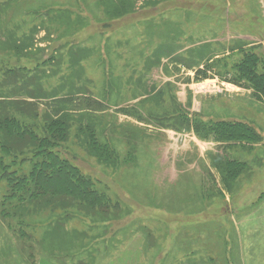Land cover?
I'll return each instance as SVG.
<instances>
[{
    "label": "rangeland",
    "instance_id": "1",
    "mask_svg": "<svg viewBox=\"0 0 264 264\" xmlns=\"http://www.w3.org/2000/svg\"><path fill=\"white\" fill-rule=\"evenodd\" d=\"M263 70L264 0H0V119L61 131L100 196L20 201L0 128V264H264Z\"/></svg>",
    "mask_w": 264,
    "mask_h": 264
},
{
    "label": "trees",
    "instance_id": "2",
    "mask_svg": "<svg viewBox=\"0 0 264 264\" xmlns=\"http://www.w3.org/2000/svg\"><path fill=\"white\" fill-rule=\"evenodd\" d=\"M258 80H264V70L261 75L258 77ZM261 93L264 95V82L261 86H258ZM186 117L189 114H185ZM46 135L39 136L31 126L22 123L21 120L15 117L6 116L0 119V128L2 132L12 139L18 138H27L32 142V155L33 159L29 160L30 167L26 175H24L21 170L17 167L8 172L10 177L15 180V183L12 184L13 187H17L20 190H23L19 194L20 201L26 199L31 200L32 197H35L37 193L40 192V189L45 187H52L54 193L71 195L77 198L80 201L89 202L100 201V196L92 191L93 183L86 178L80 171V169L71 164L67 159L62 158L58 151H52L51 146L49 145L53 139H55V134L61 133V131H56L52 136L49 132L51 127L50 124L46 126ZM213 130L212 134H226L228 138H244L246 140H251L255 137L253 131L244 125L241 122H234L233 124L229 121H217L209 126ZM62 136V135H61ZM54 147V146H53ZM1 150L4 151L6 155L12 156L13 159L19 158L22 155V151H12L11 148H7V145L1 143ZM21 161L25 160L24 158L20 159ZM14 161V160H13ZM226 163L231 165L233 162L227 160ZM12 164H18L16 161ZM9 165L0 166V173H3V177L6 178V168L10 167ZM21 197V198H20ZM97 204V203H94Z\"/></svg>",
    "mask_w": 264,
    "mask_h": 264
},
{
    "label": "crops",
    "instance_id": "3",
    "mask_svg": "<svg viewBox=\"0 0 264 264\" xmlns=\"http://www.w3.org/2000/svg\"><path fill=\"white\" fill-rule=\"evenodd\" d=\"M248 1L250 2L252 0H248ZM227 85H231V84H227ZM108 248H109L108 250L102 251V252H104V254L102 256H100V258L107 256V254L109 252L112 253V252H114L113 250H115V249L117 250V249H119L121 247H119V243H117L115 245L113 244V246H112V243L110 242ZM127 248L128 247L126 246L122 250L127 249ZM115 253H116L115 255L110 257L109 261H104V262H102L100 264H134V262H131L128 259V257H130L131 255H129L127 252L121 251L119 253L118 251H115ZM120 259H123L125 262H119Z\"/></svg>",
    "mask_w": 264,
    "mask_h": 264
}]
</instances>
